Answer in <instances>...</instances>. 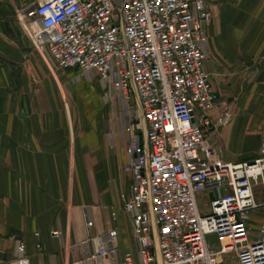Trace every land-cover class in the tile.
Returning a JSON list of instances; mask_svg holds the SVG:
<instances>
[{"label":"built area","instance_id":"built-area-1","mask_svg":"<svg viewBox=\"0 0 264 264\" xmlns=\"http://www.w3.org/2000/svg\"><path fill=\"white\" fill-rule=\"evenodd\" d=\"M17 18L56 67L92 72L133 102L123 207L139 262L126 251L119 264H264V217L256 233L248 222L264 208V136L260 155L241 163L222 161L208 140L216 93L207 0H26ZM117 237V229L101 237L92 257L115 255ZM11 264H31L24 241Z\"/></svg>","mask_w":264,"mask_h":264},{"label":"crops","instance_id":"crops-1","mask_svg":"<svg viewBox=\"0 0 264 264\" xmlns=\"http://www.w3.org/2000/svg\"><path fill=\"white\" fill-rule=\"evenodd\" d=\"M207 1L206 68L216 93L208 140L222 161L241 163L260 155L264 136V0ZM25 4L0 0V264L14 261L19 240L31 264H119L126 251L137 263L123 207L133 102L108 89L104 98L95 74L60 69L40 53L17 18ZM263 217L264 208L250 213L253 233ZM112 229L118 251L98 261L92 255Z\"/></svg>","mask_w":264,"mask_h":264},{"label":"rangeland","instance_id":"rangeland-1","mask_svg":"<svg viewBox=\"0 0 264 264\" xmlns=\"http://www.w3.org/2000/svg\"><path fill=\"white\" fill-rule=\"evenodd\" d=\"M21 9V8H20ZM19 9V10H20ZM18 10V11H19ZM106 91H108L107 89L106 90H104L103 91V95H104V98H106ZM118 100V99H117ZM115 103H116V100H115ZM119 106V105H118ZM113 108H114V106H112ZM135 108V107H134ZM133 108V106H131V112H130V114H131V116H132V121H135V120H137V116H136V114H135V109ZM127 109V108H126ZM209 240L211 241V242H213V244H216L217 243V240H216V238H215V236H213V235H211V236H209Z\"/></svg>","mask_w":264,"mask_h":264},{"label":"water","instance_id":"water-1","mask_svg":"<svg viewBox=\"0 0 264 264\" xmlns=\"http://www.w3.org/2000/svg\"><path fill=\"white\" fill-rule=\"evenodd\" d=\"M137 126L139 127L140 125L138 124Z\"/></svg>","mask_w":264,"mask_h":264}]
</instances>
